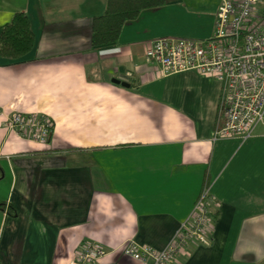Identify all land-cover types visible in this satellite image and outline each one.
<instances>
[{"label": "crops", "instance_id": "1", "mask_svg": "<svg viewBox=\"0 0 264 264\" xmlns=\"http://www.w3.org/2000/svg\"><path fill=\"white\" fill-rule=\"evenodd\" d=\"M106 2L0 0V27L23 12L34 35L0 56V264H68L84 242L106 251L96 264H144L121 245L165 247L204 183L210 241L167 264H264V126L214 139L219 82L145 57L156 37H209L220 0H162L93 46ZM13 111L50 117L49 140L9 130Z\"/></svg>", "mask_w": 264, "mask_h": 264}, {"label": "built area", "instance_id": "2", "mask_svg": "<svg viewBox=\"0 0 264 264\" xmlns=\"http://www.w3.org/2000/svg\"><path fill=\"white\" fill-rule=\"evenodd\" d=\"M145 57L163 75L195 70L220 84L218 123L213 138L249 137L264 126V0H220L212 34L204 39L160 36L150 40ZM17 134L46 143L53 130L50 117L13 111L5 123ZM210 186L204 183L188 217L162 249L125 241L123 255L144 264H167L191 242L208 243L211 223ZM106 251L84 242L68 264H96Z\"/></svg>", "mask_w": 264, "mask_h": 264}, {"label": "trees", "instance_id": "3", "mask_svg": "<svg viewBox=\"0 0 264 264\" xmlns=\"http://www.w3.org/2000/svg\"><path fill=\"white\" fill-rule=\"evenodd\" d=\"M162 0H107L102 14L93 17L91 44L107 45L117 41L123 25L139 14L142 9L155 7ZM34 35L28 17L15 13L0 27V56L17 59L31 51ZM1 177V174H0ZM4 206V203H0ZM10 213V211L8 210Z\"/></svg>", "mask_w": 264, "mask_h": 264}, {"label": "water", "instance_id": "4", "mask_svg": "<svg viewBox=\"0 0 264 264\" xmlns=\"http://www.w3.org/2000/svg\"><path fill=\"white\" fill-rule=\"evenodd\" d=\"M112 81L115 83H121L122 85H127L125 82H121L120 80L115 79V78H113Z\"/></svg>", "mask_w": 264, "mask_h": 264}]
</instances>
